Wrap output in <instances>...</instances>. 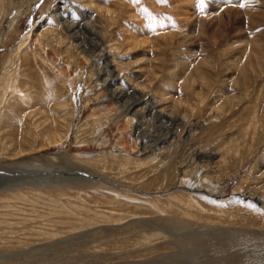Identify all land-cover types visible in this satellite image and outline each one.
<instances>
[{
    "label": "rangeland",
    "instance_id": "obj_1",
    "mask_svg": "<svg viewBox=\"0 0 264 264\" xmlns=\"http://www.w3.org/2000/svg\"><path fill=\"white\" fill-rule=\"evenodd\" d=\"M9 164L0 264H264V0H0Z\"/></svg>",
    "mask_w": 264,
    "mask_h": 264
},
{
    "label": "bare ground",
    "instance_id": "obj_2",
    "mask_svg": "<svg viewBox=\"0 0 264 264\" xmlns=\"http://www.w3.org/2000/svg\"><path fill=\"white\" fill-rule=\"evenodd\" d=\"M66 24H67V22H66ZM62 25H63V27L65 26V24H62ZM65 28H68V27H65ZM71 28H74L73 25H72ZM68 30H69V29H68ZM75 30H76V29H75ZM71 31H72V30H71ZM69 33H70V32H69ZM69 35H70V34H69ZM73 37H74V36H73ZM70 38H71V37H70ZM74 38H75V37H74ZM77 42H79V41H77ZM75 43H76V42H75ZM77 44H78V43H77ZM77 44H76V45H77ZM20 51H21V50H20ZM20 53H21V52H20ZM85 53H86V52H85ZM85 53H84V54H85ZM104 60H105V59H104ZM108 64H110V62H109ZM113 73H114V69H113ZM116 77L119 78L118 75H117ZM8 82H9V85H10V83H12V82H16V83H18V82H17V79H16V81H15V80H13V81L10 80V81H8ZM8 82H7V83H8ZM124 82L126 83V85H128V87L130 86V83H129L128 81H124ZM21 85H22V84H21ZM17 88H19L18 85H17V87H15L14 89H17ZM2 89H3V87H2ZM14 89H12V90H14ZM14 91H15V90H14ZM8 92H9V91H8ZM11 92H12V91H11ZM11 92H10V93H11ZM24 92H25V91H24ZM115 92H116V91H115ZM13 93H14V92H13ZM16 93H17V92H16ZM21 93H22V91H21ZM18 94H19V93H18ZM24 97H25L26 99H28V98L30 97V95H29V96L27 95V97H26V96H24ZM117 98H118V97H117ZM110 101H111V100H110ZM154 101H155V100H154ZM154 101H153V102H154ZM160 101H161V100H160ZM160 101L157 100V101H155V102H156V104H159ZM155 102H154V103H155ZM157 102H158V103H157ZM160 104H161V102H160ZM170 108H171L170 113H173V112H174L173 110H174L175 107L172 105ZM166 111L168 112L169 110H168V109H167V110H163V109L160 110V112H162L161 115H162L163 117H165V118H166V115H165V112H166ZM172 111H173V112H172ZM175 111H176V110H175ZM127 113H128V112H127ZM137 114H139L138 111H134V112L132 113L131 119L134 118L133 126H134L135 124L137 125V123L140 122V119H139L138 117H136ZM174 115H175V114H174ZM135 117H136V118H135ZM167 118H168V116H167ZM175 118H176V117H175ZM178 119H179V118H178ZM169 120H171V119H169ZM176 120H177V119H176ZM177 121H178V120H177ZM179 121H180V120H179ZM136 125H135V127H136ZM135 127H134V128H135ZM134 128H133V130H134ZM137 129H138V128H137ZM101 130H102V129H101ZM136 138H137V137H136ZM165 138H166V137H165ZM163 140H164V139H161V142H162V143H166V142H163ZM137 141H138V140H137ZM161 142H160V143H161ZM105 143H106V142H105ZM120 149H122V148H120ZM119 151H120V150H119ZM142 151L145 152L144 150H142ZM120 153H121V154L123 153V155H124V154H127L126 152H124V151H122V150L120 151ZM42 157H43V156H42ZM42 157H41V156H40V157H33L32 159H28V160H24V161H19L17 164H20V165H27V166H32V168H33V167H34V168H42V167H45V169H46V168H51V169H52V168H54V167L56 166V165H55L56 162L59 161V160H61V159H60L61 157H58V156H56V155H55V156L48 155L47 157H44V158H42ZM138 158H140V157H138ZM152 159H153V160H156L157 158H156V157H152ZM153 160H152V161H153ZM130 161H131V160H130ZM138 161H141V160L138 159ZM140 163H141V162H140ZM141 164H142V163H141ZM143 164H144V163H143ZM20 165H19V166H20ZM46 165H48V167H46ZM139 165H140V164H139ZM139 165H138V166H139ZM140 167H141V166H140ZM34 168H33V169H34ZM167 168H168V167H167ZM24 169H25V168H24ZM43 169H44V168H43ZM45 169H44V170H45ZM38 170H39V169H38ZM49 170H50V169H49ZM63 170H64V169H63ZM39 171H40V170H39ZM183 172H184V171H183ZM185 172H186V171H185ZM187 175H188V174H187ZM51 179H52V178H51ZM55 179H56V178H55ZM190 180H191V179H190ZM197 180H198V179H195V181H197ZM195 181H194V182H195ZM194 182H193L192 180L189 181V179H188L187 181H185V180H184V181H181V182H180V186H179V188H182V187H184V188L187 187L188 189H189V188H194V187H195V186H194V185H195ZM201 182H202V181H201ZM29 184H30V183H29ZM31 184H32V182H31ZM36 184H37V183H36ZM198 184H199V183H198ZM200 185H201V184H200ZM29 186H30V185H29ZM18 187H19V186H18ZM20 187H21V186H20ZM20 187H19V188H20ZM21 188H23V186H22ZM196 188H198V186H197ZM196 188H195V189H196ZM5 189H6V188H5ZM5 189H4V190H5ZM9 189H10V188H9ZM184 190H186V189H184ZM5 191H6V190H5ZM192 191H193V190H192ZM208 191H209V190H208ZM2 192H3V191H2ZM24 197H25V196H24ZM23 253H24V252H23Z\"/></svg>",
    "mask_w": 264,
    "mask_h": 264
},
{
    "label": "water",
    "instance_id": "obj_3",
    "mask_svg": "<svg viewBox=\"0 0 264 264\" xmlns=\"http://www.w3.org/2000/svg\"><path fill=\"white\" fill-rule=\"evenodd\" d=\"M7 167L11 170H15V172H11V173H7V172H0V181L1 179H4V178H11L13 181H16V179H18L19 177H21L23 174L20 173L19 169L15 168V167H12L11 164L7 165ZM30 175V174H29ZM4 184L0 182V191L1 190H4L5 188H7V185L3 186ZM32 250V249H31Z\"/></svg>",
    "mask_w": 264,
    "mask_h": 264
},
{
    "label": "snow or ice",
    "instance_id": "obj_4",
    "mask_svg": "<svg viewBox=\"0 0 264 264\" xmlns=\"http://www.w3.org/2000/svg\"><path fill=\"white\" fill-rule=\"evenodd\" d=\"M203 6V0H201V7Z\"/></svg>",
    "mask_w": 264,
    "mask_h": 264
}]
</instances>
